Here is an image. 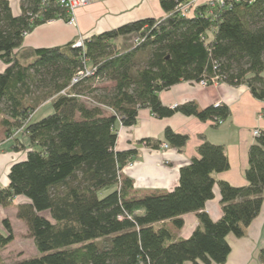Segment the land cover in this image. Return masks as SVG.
<instances>
[{
  "label": "trees",
  "instance_id": "16d2710c",
  "mask_svg": "<svg viewBox=\"0 0 264 264\" xmlns=\"http://www.w3.org/2000/svg\"><path fill=\"white\" fill-rule=\"evenodd\" d=\"M189 1L160 0L165 16L86 37L79 47L75 40L18 50L37 26L68 21V11L56 0H20L15 14L10 0H0V59L7 65L0 72V122L10 148L26 152L12 165L9 186L0 187V204L9 206L19 196L28 200L17 206L18 217L38 251L11 263L0 257V264L227 261L228 235L244 236L263 206L264 130L249 148L241 186L216 179L230 161L224 145L205 135L198 155L181 167L178 185L167 192L134 194L133 180L122 169L137 151L115 150L117 124L135 125L142 108L158 118L180 112L214 126L230 116L224 103L203 109L194 101L164 105L160 92L181 81L245 85L264 101V0H209L184 15L178 5ZM128 34H134L133 46L122 50L117 41ZM86 70L92 74L73 83ZM46 102L53 112L34 120ZM189 138L167 127L162 138L145 142L183 149ZM216 185L222 204L218 220L205 211ZM187 213H196L199 224L188 238H179L168 222L181 229ZM4 225L0 250L14 240L10 221ZM259 257L264 264V246Z\"/></svg>",
  "mask_w": 264,
  "mask_h": 264
},
{
  "label": "crops",
  "instance_id": "0c3cea01",
  "mask_svg": "<svg viewBox=\"0 0 264 264\" xmlns=\"http://www.w3.org/2000/svg\"><path fill=\"white\" fill-rule=\"evenodd\" d=\"M197 1V4H200L209 0ZM17 3L19 6L15 7L16 11L12 6L15 14L20 12V0H17ZM165 15L160 0H94L89 5L76 9L75 24L56 19L37 26L26 34L18 50L63 46L80 37L99 34L128 22ZM159 96L162 103L169 107L190 101H194L201 109L224 103L230 107L231 114L218 126H214L211 120L202 121L180 112L170 117L158 118L150 108H142L135 125L125 127L119 122L115 150L137 151L135 159L122 169V175L133 180V193L145 195L173 190L179 183L181 167L189 164L191 159L198 155L200 135H205L212 143L224 145L228 155L230 168L215 174L216 179L228 181L236 186L246 184L245 171L249 164V148L256 138L253 133L255 130H264V114L260 117L262 112L264 113V101L255 98L245 85L232 86L223 82L202 86L199 82L181 81L160 92ZM47 104L51 103H44L38 110ZM167 127L189 135V141L183 149L170 146L164 148L163 144L166 143L159 148L146 144V139L162 138ZM10 142L9 139L0 142V187L9 186L12 165L26 158V152L11 149ZM26 201L28 200L25 197L19 196L9 206L0 204V232L6 233V219L10 221L14 231V240L1 249L0 254L12 251L14 246L24 248L23 240H26V236L35 244L26 222L18 217L17 206ZM205 211L214 220L222 216L218 185L214 187V198L206 202ZM182 217L184 226L181 229H175L170 222L168 225L179 238H188L198 226L199 220L196 213H187ZM228 241L232 251L224 264H250L253 258L256 259L258 251L264 246V201L260 214L252 221L246 234L236 237L230 233ZM251 247L253 257L247 254Z\"/></svg>",
  "mask_w": 264,
  "mask_h": 264
},
{
  "label": "rangeland",
  "instance_id": "374dc122",
  "mask_svg": "<svg viewBox=\"0 0 264 264\" xmlns=\"http://www.w3.org/2000/svg\"><path fill=\"white\" fill-rule=\"evenodd\" d=\"M11 6H13V9H15V11H16L17 8H15V7L19 6V3H17V0H11ZM132 37H134V34H128V35L122 36L118 39L117 42L120 44L122 50H127V49L132 48V46H133ZM6 67H7V65L0 59V72L5 70ZM97 84L102 85L103 83L99 82ZM53 110L54 109H53L52 104H47L46 106L40 108L35 113L34 120L40 119L43 116H46L47 114L53 112ZM0 120H1V117H0ZM4 139H6L5 128L1 125V122H0V142L3 141ZM44 214L48 215L47 212H45ZM23 242L25 243L24 248H20V247L17 248L16 246H14L15 249H13L12 251L6 252V253L4 252V253L0 254V257L2 258V260L5 263H11L14 261L23 260V259L31 258V257L38 255V251L36 249V246H35V244H33V240L29 236H26V240H23ZM19 249H22L23 251L21 250L22 252H20ZM247 254L249 256L253 257L252 247L250 248L249 252H247ZM257 257H256V259L253 258L252 261L250 262V264H256V262L257 263L260 262V264H261L260 257H259V251L257 253Z\"/></svg>",
  "mask_w": 264,
  "mask_h": 264
},
{
  "label": "built area",
  "instance_id": "2783aa9c",
  "mask_svg": "<svg viewBox=\"0 0 264 264\" xmlns=\"http://www.w3.org/2000/svg\"><path fill=\"white\" fill-rule=\"evenodd\" d=\"M47 0H44V2ZM58 4H60L62 7L66 8L68 11V15H69V19L68 22L70 24H75L76 22V17H75V12L76 9L80 8V7H84L89 5L92 1L94 0H56ZM220 2H222V0H219ZM197 0H190L189 2H183L181 4L178 5V9L182 12V14L184 15H189L191 13V9L192 6L197 5ZM84 43V38L80 37L76 40L75 42V46L79 47L82 46ZM92 74L91 71L86 70V71H81L79 72V74L73 79V83L78 82V80L83 76V75H90ZM202 86H207L208 83L207 81H201L199 82ZM264 113L262 112V114L260 115V117L263 115ZM21 130H17L14 134L17 135L18 133H20ZM254 136L257 137L259 136L260 132L259 130H255L254 131ZM164 148H169V146L167 144H163Z\"/></svg>",
  "mask_w": 264,
  "mask_h": 264
}]
</instances>
